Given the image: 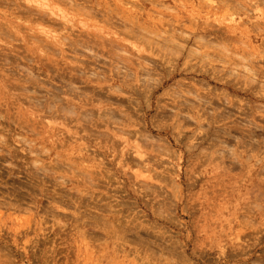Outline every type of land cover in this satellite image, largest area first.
Listing matches in <instances>:
<instances>
[{
  "label": "rangeland",
  "instance_id": "rangeland-1",
  "mask_svg": "<svg viewBox=\"0 0 264 264\" xmlns=\"http://www.w3.org/2000/svg\"><path fill=\"white\" fill-rule=\"evenodd\" d=\"M15 1L0 0V264H264V100L193 74L264 83V0L231 15L237 0H49L66 27ZM107 9L152 43L128 37L159 61L141 80L119 52L111 66L44 40L114 30ZM97 77L117 81L95 93Z\"/></svg>",
  "mask_w": 264,
  "mask_h": 264
},
{
  "label": "bare ground",
  "instance_id": "bare-ground-1",
  "mask_svg": "<svg viewBox=\"0 0 264 264\" xmlns=\"http://www.w3.org/2000/svg\"><path fill=\"white\" fill-rule=\"evenodd\" d=\"M15 1V0H13ZM54 2L57 3H63L65 6L68 7H73V8H77V9H86L88 11H92L93 8L92 7H88L84 4H78L75 0H53ZM263 0H237L236 4L233 6V8L230 6V9L232 8L231 12L229 13V15L233 14V12H236L239 8V5H241L242 7H249L248 9H253L255 10L254 6H257L259 3H261ZM9 3V2H8ZM14 6H17L20 8V12L22 13H26L27 16L32 17L34 20L37 21H47L49 22L48 24H55L57 22H62L63 23V27H66V25L68 24V22H70V19L67 17V15L63 12L62 9L55 7L49 0H24L21 3H17L16 1L14 3H11ZM245 4V5H244ZM95 11H99L101 12V8H95ZM104 14L106 15V17L109 19V17L112 16L113 10L112 9H107L103 11ZM136 15V14H135ZM232 20H234V18H231ZM108 22L110 23V25L112 26V24H117L115 26V29H111V31H107L105 34L102 33H95V36L90 33L88 36V34H82L77 33L73 36H70V33H64L63 35H60L57 37V39H55L56 36L54 35H50V33H48L46 30H44L43 32H45V37L44 40H47V38L50 39L49 42L51 43H55V44H60L63 43L65 45L68 46V48L73 51V52H77L79 51L78 49L81 48H86V49H92L95 46V49L98 47L99 50L102 51H106L109 54V59L107 61H103V63H108L109 65L112 66V62L110 60L113 59V56L118 55L119 52V56H118V63L119 60H121V66L119 65V68L121 67L122 69L125 70V74L131 76L132 79L134 80H141L142 79V75L144 73H148V71H146L147 68V64L150 65H156L159 61H157L156 58H148L147 56L143 55L142 51L143 49L141 48V46H138L136 43H134V40H130V38L128 37H134L139 40V42H146V43H150V41L148 40V38L144 35L145 29L144 28H139L135 23H130V25H127L126 22L123 21V17L119 16L118 20H108ZM200 24L208 26V23L205 22H201ZM133 26L139 28L138 30L139 32H136L133 28ZM206 30V29H205ZM153 32V36L150 37L151 39H153V41L155 43H158V40H161V43H163L161 46L164 49V45L169 46L171 45V43H176V40H174L173 38H171L170 34H166V35H162L160 34V32L158 31H152ZM94 36V37H92ZM155 39V40H154ZM152 44V43H150ZM174 44H172V46L170 48H173ZM155 48L154 51H159L160 48L155 46L152 47ZM142 49V50H141ZM61 50V49H60ZM62 51V50H61ZM131 51H134L137 53V55L139 56V58H137L135 61L132 60V58L128 55H125V53H128ZM125 52V53H124ZM151 55H155L153 54V52H149ZM219 58L220 55L218 53ZM147 57L148 61L150 62H144L142 59ZM100 62L99 57H97V55L95 54V64H98ZM113 66H117V65H113ZM124 72V71H123ZM168 73L176 75L179 73H183L182 71H178V69L176 68V66L173 68V70H170ZM256 73V71L253 70V75ZM194 75L196 76H202L203 78L205 77L208 82H212L213 84H215L216 86H224V88L228 89L229 91H233L236 93H245L248 94L249 97L251 99H259V100H264V95H263V91H264V83L258 84L257 90L251 91L252 87L256 86V84L254 83L255 81H257V77L251 75L248 76L249 80H244L241 82L242 85L238 84V81L233 80V79H229V80H223V77H216L215 78H210L208 75L206 74H202V73H197V72H193ZM239 74V72H236L234 74L235 77H237ZM140 75V77H138ZM165 78V77H164ZM163 78V79H164ZM172 77H169V79ZM26 81V79L24 80ZM23 81V82H24ZM114 81H117V79L111 78L109 77L108 79H100V78H95V93L99 92L100 90H102V83L105 82H109L112 83ZM164 80H161L160 83H162ZM260 82V81H259ZM20 84H23L22 82ZM36 86H32V87H37L39 85V83H35ZM119 87L120 89H127L125 88V84L124 83H119ZM24 86V85H23ZM158 86V83L155 86H152L149 89V97H151L153 90ZM134 90L132 88H128L130 90V94H140L141 92L138 89V86L136 87L135 84H133ZM56 89H61V87H55ZM29 89V88H27ZM28 91V90H27ZM26 91V92H27ZM255 91V92H254ZM25 92V93H26ZM254 92V94H253ZM259 92V94H258ZM54 93L53 91H51L49 88L47 87H43V88H38V101L40 102L38 105L41 108H46V106L48 107L49 110H51V108L53 107H49L47 104V101L44 100L43 102L41 101V97L44 96H48L49 94ZM199 95V93H198ZM27 96H34L33 94H27ZM120 97L117 98L118 101H120L119 99ZM87 102V100H86ZM130 102H132V99H130ZM62 103L64 104V101H62ZM71 105H73L75 108L77 107L76 104L72 103V101L70 100ZM82 105V104H81ZM197 105H201V103H197ZM144 110V109H143ZM73 111V109H72ZM109 112V117H113V113H112V109L107 108L104 110V112H98L95 115L97 117H101V116H108V114L106 112ZM99 122H104V121H99ZM98 123V122H97ZM105 123V122H104ZM122 125H125L126 122L124 120L121 121Z\"/></svg>",
  "mask_w": 264,
  "mask_h": 264
}]
</instances>
